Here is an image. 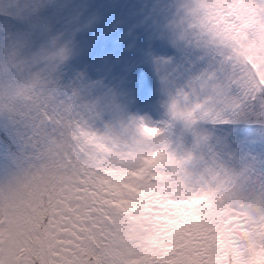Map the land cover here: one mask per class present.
<instances>
[{"label": "clouds", "instance_id": "1", "mask_svg": "<svg viewBox=\"0 0 264 264\" xmlns=\"http://www.w3.org/2000/svg\"><path fill=\"white\" fill-rule=\"evenodd\" d=\"M0 264H264V0H0Z\"/></svg>", "mask_w": 264, "mask_h": 264}]
</instances>
